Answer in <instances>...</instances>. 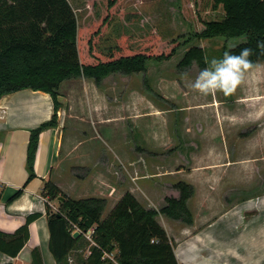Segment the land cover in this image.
<instances>
[{
  "label": "crops",
  "instance_id": "1",
  "mask_svg": "<svg viewBox=\"0 0 264 264\" xmlns=\"http://www.w3.org/2000/svg\"><path fill=\"white\" fill-rule=\"evenodd\" d=\"M57 100L61 107L57 112V127L40 134L34 160L35 177L28 181L30 134L50 122L53 101L48 94L31 90L0 99V245L9 244L10 238L5 236H13L29 216L39 215L28 225V239L16 257L0 252V264H32L35 249L42 264H56L48 249L45 208L46 203L51 207L55 204L42 197L46 181L74 200L105 199L110 210L125 193H130L145 209L157 212L165 206L166 198H179L174 188L177 183H187L193 188V195L187 201L192 225L161 214L156 217L174 243L178 264H264V191L260 190L264 184H257V191L253 192L255 180L262 172L259 162H264L260 158L264 150L259 144L262 132L241 140L230 156L226 133L218 126L210 132L203 131L202 135L211 162H193V166L184 169L186 166L178 161L181 158L168 156L153 167L143 154L148 152V145L159 150L164 146L162 132L142 129L139 131L141 151L133 139L130 144L134 148L116 152L112 144L117 121L115 108L111 112L106 107L102 92L91 80L64 81ZM100 106L107 112L102 113ZM157 116H153L154 121L158 120ZM138 122L141 120L136 119L133 126ZM227 122L234 125L235 119ZM141 126L147 127V123ZM199 128L200 133L202 128ZM236 152L241 157L233 159ZM115 157L121 161V167ZM77 169L89 173H80L78 177L74 173ZM117 169L122 170L121 183H117ZM89 184L95 194L86 197ZM18 191L21 194L12 199Z\"/></svg>",
  "mask_w": 264,
  "mask_h": 264
},
{
  "label": "trees",
  "instance_id": "2",
  "mask_svg": "<svg viewBox=\"0 0 264 264\" xmlns=\"http://www.w3.org/2000/svg\"><path fill=\"white\" fill-rule=\"evenodd\" d=\"M113 10L116 0H106ZM211 9L222 14L220 20L200 19L204 26L197 39H241L227 51L239 53L244 47L253 49L250 59L255 65L264 62L256 44L264 40V0H212ZM111 12V11H110ZM107 20L94 28H79L76 15L67 0H0V99L21 90L48 94L53 101V115L48 123L31 131L27 150L28 181L35 177L34 160L39 136L57 127L58 89L66 80L84 78L99 87L100 82L112 74L124 76L144 73L149 62L167 60L181 44L172 42L166 54H144L119 45L107 55L96 52V40L107 26ZM196 63L207 67L202 49L191 47L179 64L181 69ZM87 175L88 170H75ZM174 188L179 198H166L158 212L145 209L130 193L113 206L102 219L106 200L85 198L74 200L64 194L51 181H46L42 197L57 202L52 213L46 203V221L49 232L48 249L56 264H111L104 253H112L117 264H178L174 243L157 223L158 214L168 219L192 225L193 217L187 201L193 188L179 182ZM21 194L18 191L12 199ZM39 217L27 218L25 225L10 237L0 252L16 257L28 239V225ZM92 229L90 240L85 233ZM78 230V236L73 234ZM4 238V237H3ZM32 264H42L38 249L32 251Z\"/></svg>",
  "mask_w": 264,
  "mask_h": 264
},
{
  "label": "rangeland",
  "instance_id": "3",
  "mask_svg": "<svg viewBox=\"0 0 264 264\" xmlns=\"http://www.w3.org/2000/svg\"><path fill=\"white\" fill-rule=\"evenodd\" d=\"M67 1L76 15L79 28H94L101 21H108L95 45L96 52L102 55H107L119 45L134 52L165 55L167 46L172 42L181 44L171 58L149 62L144 73L128 76L112 74L104 78L99 87L96 86L104 96L106 107L111 112L114 108L116 111V132L112 138L116 152L124 153L128 147L134 148V145H138L137 149L141 151L139 131L154 128L162 132V140L166 142L162 141L164 146L160 150L151 145L146 146L148 152L143 154L145 159L154 165L168 156L181 158L178 161L186 169L193 166V162H211L210 155L203 147V131L210 132L220 126L226 133L230 156H233V147L236 148L241 140L254 137L258 131L262 132L261 139L264 138V62L246 73L244 81L229 96L221 92L208 96L194 92L191 84L200 68L196 63H192L187 69L179 67L183 55L191 47L204 51L209 66L212 58H222L224 52L243 41L194 37L204 29L200 19L211 21L222 18L220 12L211 9L212 0H116L111 12L106 0ZM100 110L102 113L107 112L104 106H100ZM68 115L69 113L66 114ZM154 115H159L157 121H154ZM136 119L141 122L134 127ZM227 119H235L234 125L227 122ZM142 122H146L147 127L141 126ZM198 125L202 128L200 133ZM133 139L135 144L131 145ZM261 139L259 144L264 150V140ZM142 147L145 148L144 145ZM262 153L261 159L264 158ZM237 154L241 153L236 152L233 159L241 157ZM115 159L121 167V161L117 157ZM258 167L262 172L255 180L253 192L257 191V184H264V162H259ZM121 172L122 170L117 169V183H121L123 179ZM86 189V197L95 194L91 184ZM260 190L263 192L264 186ZM51 203L55 205L49 208L55 213L58 203ZM109 207L106 204L102 219L108 215ZM70 264H76L74 257L70 259Z\"/></svg>",
  "mask_w": 264,
  "mask_h": 264
},
{
  "label": "clouds",
  "instance_id": "4",
  "mask_svg": "<svg viewBox=\"0 0 264 264\" xmlns=\"http://www.w3.org/2000/svg\"><path fill=\"white\" fill-rule=\"evenodd\" d=\"M256 48L264 54V40L257 41ZM253 54V49L244 47L239 53L226 51L222 58H212L209 66L199 70L191 84L192 90L204 96L217 92L232 95L244 81L246 73L255 67L250 59Z\"/></svg>",
  "mask_w": 264,
  "mask_h": 264
},
{
  "label": "built area",
  "instance_id": "5",
  "mask_svg": "<svg viewBox=\"0 0 264 264\" xmlns=\"http://www.w3.org/2000/svg\"><path fill=\"white\" fill-rule=\"evenodd\" d=\"M75 232H78V230H76ZM91 234H92V229L84 234L87 240H90ZM103 258L110 261L111 264H117V262L114 259V255L112 253H104Z\"/></svg>",
  "mask_w": 264,
  "mask_h": 264
},
{
  "label": "water",
  "instance_id": "6",
  "mask_svg": "<svg viewBox=\"0 0 264 264\" xmlns=\"http://www.w3.org/2000/svg\"><path fill=\"white\" fill-rule=\"evenodd\" d=\"M78 236V232H75L74 234H73V238H76Z\"/></svg>",
  "mask_w": 264,
  "mask_h": 264
}]
</instances>
